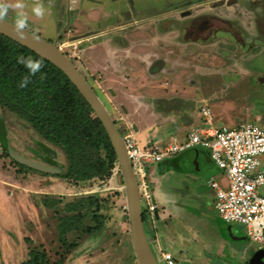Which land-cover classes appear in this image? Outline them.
<instances>
[{"label":"rangeland","instance_id":"rangeland-1","mask_svg":"<svg viewBox=\"0 0 264 264\" xmlns=\"http://www.w3.org/2000/svg\"><path fill=\"white\" fill-rule=\"evenodd\" d=\"M215 1L218 0H201V4L191 10L213 5ZM24 2L29 11L26 29L51 42L57 40L62 51L101 98L122 135L135 137L142 125L147 127L153 122L151 113L157 106L142 101L145 95L154 103L158 100L154 94H168L170 101L166 106L160 105L165 120L152 125H166V119L175 113L180 118L184 116L185 122L201 124L197 110L202 105L210 108L214 122L219 125L234 127L243 123H264V84L261 82V78L264 80V35L253 34L249 29L253 21L262 23L264 17L257 15L260 10L255 18L249 17L253 16L246 10L249 0H238L237 18H233L228 9L218 10L221 18L215 23L208 21L205 33H200L197 23V30L190 32L198 35L183 30V25L193 24V19H183L175 14L173 19L179 29L175 27L174 37L166 40L156 38L155 33L159 27L166 28L167 22L173 24L165 18L170 16L166 13L167 4L175 0H44L47 9L44 17L31 14L30 6L34 0ZM72 7L76 9L71 14L69 9ZM155 15L160 26L151 24L155 19H148ZM119 17L121 21H117ZM4 18L14 22L15 15L9 11ZM234 26L237 35L230 34ZM213 28L217 30L216 35ZM110 39L118 42L115 49H131L137 55L122 60L123 70L128 71L107 70L108 60L117 64L114 57L108 55L112 52L108 49L112 43L108 42ZM144 54L150 60L149 66L164 68L163 74L155 78L145 71L146 64L139 58ZM127 72L133 76L131 83L126 81ZM1 123L6 129L8 147L20 155L57 168L59 173H41L18 165L0 143V264H22L29 259L31 250L44 251L49 264H138L136 258L133 259L135 254L130 222L124 209L125 193L120 171L115 167L107 179L82 182L66 179L63 176L68 162L61 148L46 141L24 119L0 105ZM156 143L161 144V141L156 140ZM208 169L213 179L228 187L222 172L213 167ZM209 175H204L200 181L204 187ZM185 178L180 177L178 187L183 186ZM90 197L94 200L85 201ZM212 197L208 195V201ZM184 201L201 211V205L194 198ZM71 203H76L78 208L70 211L68 206ZM76 213L82 214L81 229L69 231L64 236L65 244L59 230L62 218ZM143 213L146 214L145 230L154 254L159 264H165L154 246L159 234L156 237V223L151 222L145 202ZM196 214L189 215L188 220L177 214L171 219L170 229L177 231L182 239L181 245L178 244L180 258L189 257L196 261L195 258L200 257L198 252L206 248L202 243L204 239L205 242L211 241V250L206 249L208 254H203L202 264H249L251 254L258 250L254 243L238 240L227 243L229 247H218L220 234L226 238L229 226L216 217L215 212L212 218L203 216V213ZM231 226L234 235L245 236L241 225ZM192 230L199 239L191 241L188 246L185 238L193 235ZM219 253L223 254V260L217 258Z\"/></svg>","mask_w":264,"mask_h":264},{"label":"trees","instance_id":"trees-1","mask_svg":"<svg viewBox=\"0 0 264 264\" xmlns=\"http://www.w3.org/2000/svg\"><path fill=\"white\" fill-rule=\"evenodd\" d=\"M17 56H30L42 62L40 71L30 77L24 88L18 87V84L23 76L28 75V69L17 63ZM0 105L16 113L46 141L62 149L68 162L64 178L74 182L107 179L118 166L114 148L101 121L64 72L2 34ZM0 130L4 149L8 151L3 123ZM90 200H94V197L85 201ZM68 208L72 211L78 206L71 203ZM81 215L76 213L62 218L59 230L65 244L67 240L64 236L69 231L81 229ZM145 218L146 214L143 213L144 222ZM22 264H49V261L44 251L31 250L29 259Z\"/></svg>","mask_w":264,"mask_h":264},{"label":"crops","instance_id":"crops-1","mask_svg":"<svg viewBox=\"0 0 264 264\" xmlns=\"http://www.w3.org/2000/svg\"><path fill=\"white\" fill-rule=\"evenodd\" d=\"M236 5L237 4H232V5L229 4V5H224L221 7L220 6H213V7H210V6L206 7L205 6L204 9L201 11L200 15H202V13L221 14V12L218 10H220V9L224 10V8H225V9H228V11L232 14V15L231 14L230 15L233 18H237V15L235 14ZM246 10L249 13L253 14V16H249L250 18L251 17L255 18L256 16L254 17V15L256 13H258V10H260V14H257V15L258 16L261 15L264 17V0H251L250 2H248ZM246 14L249 15L248 13H246ZM231 16H229V17H231ZM139 19H141V18H139ZM148 19L149 20L155 19V21L151 22V24L160 26V24H159L160 20L157 21L156 15L153 16L152 18H148ZM162 19L163 18H161V21L163 22ZM165 19L169 20L168 17ZM117 21H121V18L119 17ZM262 21H263L262 23H260L261 21H253L252 23L250 22L251 24L249 25V29L253 34L258 33L259 35H261V34L264 35V20H262ZM207 22L205 20H204V22H201V20L200 21L198 20V30L200 31V33H205L206 27H207V25H206ZM159 28L160 29L158 30V33L155 31L156 32L155 33L156 38H157V36H159V38H164L166 40V38L169 39V38L174 37L173 35H174V32L176 29L174 28L173 24H171V23L169 24L167 22L166 28H163V29L161 27H159ZM236 29L237 28L234 26L233 32H231L230 34L237 35L238 33L236 32L237 31ZM212 32H213V34L215 32L217 33L216 28H213ZM225 33H228V32H225ZM175 35H177V34H175ZM214 35H216V34H214ZM113 40L114 39L108 40V42L112 41V43L110 44L111 47L108 48V49H112V52H110V54L108 53V55H111L112 57H114V59L117 61V64L116 65H115V63L112 64L111 61L108 60L109 62L107 61L108 64H107L106 68H107V70H108V68L109 69L112 68L114 71L126 72L128 70H123V67L121 66V63H123L122 60H124L125 58H128V57L130 58L131 55L135 56V57L137 55L131 49L130 50L127 48L121 49L119 47L115 49V44H117L118 42L116 41L117 42L116 43L114 41L115 42L114 43ZM121 51H123L124 53H122ZM146 55L145 54L139 55L140 60L144 61L146 64V66H144L145 71L148 72V74L150 76H153L155 78L159 77L161 74H163L164 68L161 69L158 67H153L152 66L153 64H151V66H149L150 60H148L146 58ZM116 66L119 68H117ZM127 67H129V66H127ZM127 75L128 76H125L126 81L128 83H131V80H133V76H129V75H131L130 72L129 73L127 72ZM160 95H162V94H157V95L154 94L153 95V96H155L156 99H158L154 103H152L149 100V98H147L148 96L141 95V97L142 96L144 97V99L142 101L143 103H146L149 106H153V104L155 106H157L156 110H154L152 112L153 114L151 113V115L154 117L153 122L150 123L149 125H147V127H144L142 125L140 130L137 133H135V138L139 144H140V142L142 143V144H140V146H142V147L151 146L152 144L156 143V140L161 141V143H168V142H170L169 140H171L172 137H174V136H178L180 139H183L187 135L188 132H190L191 130L195 129L196 127H198L200 125V124L195 125L191 121L185 122L184 120H186V118L184 116H183V118H180V116L177 115L176 113L173 114L171 118L166 119V121L168 122L166 125L165 124L164 125H161V124L160 125H152V124H155L156 122L162 121L163 119L165 120L164 112H161L162 107H160V105L166 106L165 104H168V102L170 101L169 100L170 98H168L170 96L168 94H167L168 96L166 94H164V96H160ZM149 96H150V94H149ZM202 106H204V105H202ZM200 108H201V106L198 107V110H197L198 111V119L202 123L203 118L201 117V115L199 113ZM182 115H186V114L183 113ZM214 124L219 125L216 122H214ZM148 126H150V127H148ZM150 129H153V130L150 131ZM156 164H158V163H156ZM153 166H154V164L149 165L148 166V167H150V168H148L149 172H147L148 173V181L150 182L151 191H152V202L154 203V205L157 208L156 212H155V217L151 218V222L156 223V227H157L156 237H158L157 235L159 234V239L158 238L156 239V244H155L153 238H152V240L154 242V246L156 247V249H158V251H160V259L161 260H162L161 252L166 251V252H170L171 254H173L175 259L177 260V263H180V264H194V263L195 264H202L204 262L203 254L204 255L208 254L206 249L209 248L211 250V244H210L211 241L209 240V241L205 242V240L203 239L202 243L205 245L206 248H205V250H203V252H201V251L198 252L200 257L195 258L196 261L194 259L192 261V258H189V257L180 258L178 255V252L181 249L178 248V244H180V242L182 243V239H181L180 235L177 234V231L175 232V231H173V229L172 230L170 229V224L172 222L171 219L175 216V214H177L178 216H181V217H185L188 220L189 215H194V214L197 215L196 214L197 212H199L200 215H201V213H203V216L208 217V218H212L213 217L212 214H213V212H215L216 217H218L223 223H225L226 225L229 226V229L227 230V233H226V235L228 234L226 238H225V236H223V234H220V238L217 241L218 247L219 246L221 248L229 247L227 243H232V242L234 243L238 240H240V241L245 240L247 242L254 243L247 236V233H246L245 228L243 226L242 227L244 228V231H245L244 235L245 236L237 237L236 235H234L232 233V226L231 225H233L235 223H228V222H225L224 220H222V218L219 216V214L217 213V211L215 209V194H214V190L211 187V183L212 182H218L223 188H225V186L221 182H219L218 179H216V178L213 179L211 174L210 175L208 174L209 173V169H208L209 167L210 168L213 167V168L219 170L220 172H222L216 166V164L213 162L211 155H210V151L208 149L201 148V147H195V148L186 150L182 153H179V154L173 156L172 158L166 159L163 162H160L158 165H156L155 170L151 171V167H153ZM204 175H209V178H208L209 181L205 185V187H204V183H202V184L200 183L201 179L204 178L203 177ZM181 176L186 177L185 178L186 180L183 181L182 187H178ZM208 195L213 196L211 201H208ZM190 197H192L196 201H198V203L202 207L201 211L199 210V208H192L190 205L185 204L184 200L186 198H190ZM205 209H207L206 212H204ZM190 210H193L195 213H192V211H190ZM185 211L187 212L188 215L186 214ZM190 223H191V221H190ZM193 231L194 230H192V233H191L193 235H189L188 238H185V242L188 244V246L192 243L191 241H195V240L199 239V236ZM229 240L231 242H229ZM231 247H233V245ZM234 248H236V246H234ZM257 249L262 250V249H259L258 246H257ZM222 253L217 254L216 255L217 258H222V256H223ZM253 255L254 254H251V256H253ZM211 256H213V255H211ZM222 260H223V258H222ZM249 262H250V260H249Z\"/></svg>","mask_w":264,"mask_h":264},{"label":"built area","instance_id":"built-area-1","mask_svg":"<svg viewBox=\"0 0 264 264\" xmlns=\"http://www.w3.org/2000/svg\"><path fill=\"white\" fill-rule=\"evenodd\" d=\"M199 113L203 122L183 139L174 136L168 143L142 147L132 134L123 135L137 175L142 204L145 202L148 215L155 217L157 208L152 202L148 181L149 165L195 147L206 148L228 180L227 188L218 182L211 183L217 213L225 222L243 226L247 236L259 249H264V123L215 125L208 106H201ZM162 260L165 264H178L170 252H163Z\"/></svg>","mask_w":264,"mask_h":264},{"label":"water","instance_id":"water-1","mask_svg":"<svg viewBox=\"0 0 264 264\" xmlns=\"http://www.w3.org/2000/svg\"><path fill=\"white\" fill-rule=\"evenodd\" d=\"M0 34L27 47L64 72L87 101L95 116L101 121L114 148L117 165L123 179L125 204L127 206L126 211L130 222V232L136 261L138 264H159L145 230L140 186L136 172L127 155L124 137L101 98L71 58L62 51L57 40L51 42L26 28L22 33H17L13 28V22L5 18L0 19ZM261 82L264 84L262 78ZM8 152L15 161L30 169L48 174H56L59 172L56 168L18 154L11 147H8ZM249 264H264V249L256 251L250 259Z\"/></svg>","mask_w":264,"mask_h":264},{"label":"clouds","instance_id":"clouds-1","mask_svg":"<svg viewBox=\"0 0 264 264\" xmlns=\"http://www.w3.org/2000/svg\"><path fill=\"white\" fill-rule=\"evenodd\" d=\"M24 0H0V19L12 11L15 15L13 28L17 33H22L27 26L29 11ZM30 12L36 17H44L47 9L42 0H34L30 6ZM17 63L23 64L28 69V75H25L19 81L18 87L24 88L28 85L30 77L35 75L42 68V62L32 57L17 56Z\"/></svg>","mask_w":264,"mask_h":264},{"label":"flooded vegetation","instance_id":"flooded-vegetation-1","mask_svg":"<svg viewBox=\"0 0 264 264\" xmlns=\"http://www.w3.org/2000/svg\"><path fill=\"white\" fill-rule=\"evenodd\" d=\"M43 1L44 0H42V3H43ZM176 1H178V2H176ZM200 1L201 0H184L183 2H179V0H175V2H172L170 4H167V8H169V9H166V13L170 15V16H168V18H169V21L173 23L174 28L177 27L179 29L178 24L176 23V20L173 19V17H174L175 14H177L178 16H180V18L182 17L183 19H188V20L189 19H193V21H191V22H193V24H190V22H189L188 23L189 26L186 27L185 25H183L184 26L183 27L184 28L183 30L186 31V33H192V32H190V30L191 31H196L197 30V28H195L196 25H197V23H198V21L196 22V19H199V21L201 20V22H204V20H205L206 22L207 21H210V22L212 21L213 23H215V21H217V20H219L221 18V16L220 15L218 16L217 13L216 14H214V13H211V14L202 13V16L203 17H201L200 14H201V11L204 9L205 5H203L202 7L198 8L197 10H191L190 9L191 7H194L193 9H195V7H198L201 4ZM249 1H251V0H249ZM229 4L230 5H232V4H238V0H218V1H215V3L213 5L208 4V5H206V7H209V6L210 7H213V6H220L221 7V6L229 5ZM74 9H76V8H74V7L70 8L69 9V12L72 14L71 11H73ZM175 25H177V26H175ZM192 34H197L198 35V33H196V32H193ZM0 134H1V130H0ZM5 134H6V129H5ZM6 141H7V138H6ZM0 143H1V146L4 148L3 143L1 141V138H0ZM6 152H8V151H6ZM8 154H9V152H8ZM53 155H54V153H52V156ZM9 156H10V154H9ZM10 158L13 161H15L11 156H10ZM15 162L18 165H21L17 161H15ZM22 166H24V165H22ZM24 167L26 169H28V170H34V169H30V168H28L26 166H24ZM35 171H37V170H35Z\"/></svg>","mask_w":264,"mask_h":264}]
</instances>
